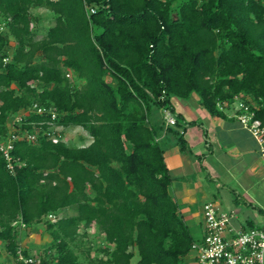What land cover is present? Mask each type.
<instances>
[{"label": "trees", "instance_id": "trees-1", "mask_svg": "<svg viewBox=\"0 0 264 264\" xmlns=\"http://www.w3.org/2000/svg\"><path fill=\"white\" fill-rule=\"evenodd\" d=\"M39 7L52 13L44 29ZM0 20V140L19 135L11 154L21 162L9 171L0 153V264H9L2 248L15 258L22 233L41 222L43 264H85L81 253L89 264H132L135 254L133 264H185L197 239L169 192L164 123L150 116L174 114L165 130L182 150L181 132L196 121H183L171 96L195 92L223 116L236 95L264 121V0H0ZM51 124L91 139L65 142L47 134ZM91 225L107 257L75 250Z\"/></svg>", "mask_w": 264, "mask_h": 264}, {"label": "crops", "instance_id": "crops-1", "mask_svg": "<svg viewBox=\"0 0 264 264\" xmlns=\"http://www.w3.org/2000/svg\"><path fill=\"white\" fill-rule=\"evenodd\" d=\"M198 98L195 92L187 98H170L183 121H196L181 132L187 149L179 148L165 125L157 137L172 176L170 195L196 239L203 234L202 205L206 201L214 202L220 210L231 211L234 225L264 227V158L255 138L238 123L233 105L223 110V116H213ZM23 112L21 109L11 114L9 121H15ZM151 120L156 126L163 123L162 116ZM58 133L63 141L69 142L63 139L60 130ZM79 139L87 141V137ZM213 191L216 199L212 198ZM93 228L92 234L96 235V227ZM30 243L22 245L29 249ZM183 260L185 264H196L193 251L183 256Z\"/></svg>", "mask_w": 264, "mask_h": 264}, {"label": "built area", "instance_id": "built-area-1", "mask_svg": "<svg viewBox=\"0 0 264 264\" xmlns=\"http://www.w3.org/2000/svg\"><path fill=\"white\" fill-rule=\"evenodd\" d=\"M90 12H93V8H90ZM5 32L4 21L0 20V36ZM66 76H70V73L67 72ZM217 105L221 107L219 103ZM230 105H233L234 115L238 123L255 138L259 153L264 158V121L257 118L251 105L240 99L239 96L235 95ZM30 110L39 114H48L50 119L55 117L53 110L36 103L31 105ZM162 113L165 126L175 124V116L170 110L162 109ZM24 114L25 111L21 115H17L15 121H20ZM53 131L56 130L51 129L50 126L47 134ZM18 136V134L10 133L5 139L0 140V153L9 171H13L14 165L21 164L11 154L13 140ZM23 136L34 139L35 134L24 132ZM47 218L54 222L58 216L50 212L47 214ZM232 218L233 213L231 211L220 210L214 202L206 201L203 203V234L190 246V251L194 252L196 264H264V227L234 225L231 222ZM20 226H24L21 221ZM86 230L87 233L95 232L93 225L87 227ZM78 232L82 233L83 229H79ZM99 236L103 240V234ZM100 256L107 257L103 254ZM13 261L14 264H43L40 254L34 251L24 253L21 243L16 248Z\"/></svg>", "mask_w": 264, "mask_h": 264}, {"label": "rangeland", "instance_id": "rangeland-1", "mask_svg": "<svg viewBox=\"0 0 264 264\" xmlns=\"http://www.w3.org/2000/svg\"><path fill=\"white\" fill-rule=\"evenodd\" d=\"M34 11L38 12L41 15L39 25L41 26L42 29L47 27V25H49L52 22V13L48 9L39 7V8L34 9ZM160 113L158 110H155L152 112L150 118L159 119L163 115L162 111H160ZM51 129L56 130V131L60 130L63 133V139H66V141H69V142L72 141L76 145L85 144L91 139V137L88 134H86V131L83 130L80 126L70 125L67 127H62V126H57V125H51ZM77 137L79 138L87 137V141L83 140L84 142H82V139L80 140ZM214 195L216 194L213 191L212 198L216 199L217 197H214ZM66 212L70 214L73 211L72 209L68 208ZM63 213H65V211L61 212V214ZM22 236H23L22 242H27V241L31 242L30 247H29V250L31 252L33 251L37 252L41 248V246H44L48 243L49 238H50L48 232L45 229V224L43 222L39 224L31 225L29 227L28 233L25 234L23 232ZM82 240H83L82 243L76 246L75 250L80 252L81 250L89 246L90 248H89V258L88 259L95 260V255L97 257H101L100 255H102L103 252H101L100 250H96L98 247L103 245L102 239L100 238L98 234L93 235L92 232H88V234H85L84 236H82ZM79 258L83 262H85V264L90 263L87 261L85 253H81ZM2 259L5 260L9 264H14L13 258L9 254H7L3 248H2ZM136 259H137V254H135L134 257L131 259L132 264L136 261Z\"/></svg>", "mask_w": 264, "mask_h": 264}]
</instances>
